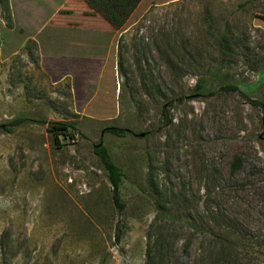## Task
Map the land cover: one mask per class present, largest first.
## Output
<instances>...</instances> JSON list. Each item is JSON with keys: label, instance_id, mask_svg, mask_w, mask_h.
Segmentation results:
<instances>
[{"label": "rangeland", "instance_id": "rangeland-1", "mask_svg": "<svg viewBox=\"0 0 264 264\" xmlns=\"http://www.w3.org/2000/svg\"><path fill=\"white\" fill-rule=\"evenodd\" d=\"M104 11L0 0V126L27 119L0 129V264H264V0H141L119 28Z\"/></svg>", "mask_w": 264, "mask_h": 264}, {"label": "trees", "instance_id": "trees-1", "mask_svg": "<svg viewBox=\"0 0 264 264\" xmlns=\"http://www.w3.org/2000/svg\"><path fill=\"white\" fill-rule=\"evenodd\" d=\"M141 0H106V11L102 13L103 17L112 25L114 28H119L128 20L132 12L135 10L137 5ZM113 2V3H112ZM232 89L228 87V89ZM27 119L17 118L11 121L6 126H0V129L6 131L8 133H12L15 129L20 127L22 124L26 123ZM71 126L65 124H53L52 129L55 133V140L58 143L59 136H64L68 138H73L71 134ZM105 131L118 136V137H126L128 136L129 130L110 127L105 129ZM96 155L99 157L105 173L108 177V180L113 188V201L116 207L123 211L125 206L121 201V185L124 180V172L121 167H119L115 161L113 160L109 150L104 145H98L95 148ZM151 256V255H150ZM149 256V257H150ZM149 260V259H148ZM149 264V262H148Z\"/></svg>", "mask_w": 264, "mask_h": 264}, {"label": "crops", "instance_id": "crops-1", "mask_svg": "<svg viewBox=\"0 0 264 264\" xmlns=\"http://www.w3.org/2000/svg\"><path fill=\"white\" fill-rule=\"evenodd\" d=\"M65 55H54V57H52V60L50 62L47 61V59L51 58V57H47V56H43L42 57V66L44 68V70L48 73L51 74L52 78L56 80H62V77H64V75L67 74V72H69L70 75L73 76V81L72 83H76V77L74 76V73L77 72L76 70V66L78 64H76L75 62H73L72 64H70L68 67L66 65L65 62ZM97 60H99L100 63V71H101V76L103 77L102 73H104V67L106 65L105 61L103 58L99 59L97 58Z\"/></svg>", "mask_w": 264, "mask_h": 264}]
</instances>
